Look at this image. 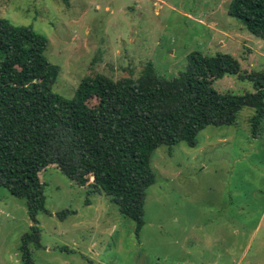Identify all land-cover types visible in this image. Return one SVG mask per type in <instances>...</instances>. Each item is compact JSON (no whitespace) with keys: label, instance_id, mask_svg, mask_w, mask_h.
I'll return each instance as SVG.
<instances>
[{"label":"rangeland","instance_id":"374dc122","mask_svg":"<svg viewBox=\"0 0 264 264\" xmlns=\"http://www.w3.org/2000/svg\"><path fill=\"white\" fill-rule=\"evenodd\" d=\"M231 0H0V19L48 40L60 68L53 92L71 99L81 80L102 74L137 79L146 64L171 79L188 58L233 56L241 72L264 71V40L227 15ZM215 91L241 95L253 84L226 76ZM243 108L233 126L206 127L197 145L156 149L155 183L144 225L120 215L61 172H41L45 208L36 217L41 248L33 264H264V134L252 139ZM73 212L64 218L58 215ZM32 225L23 201L0 188V264H22L21 238Z\"/></svg>","mask_w":264,"mask_h":264},{"label":"trees","instance_id":"16d2710c","mask_svg":"<svg viewBox=\"0 0 264 264\" xmlns=\"http://www.w3.org/2000/svg\"><path fill=\"white\" fill-rule=\"evenodd\" d=\"M227 15L264 40V0H231ZM47 46L31 28L0 19V188L24 202L32 223L21 238L22 264H33L30 245L41 248L36 217L48 214L44 170L56 169L88 193L107 197L134 223L138 238L146 194L155 183L156 149L179 143L194 148L199 132L233 126L243 108L254 110L252 139L264 134V71L243 73L231 55L192 53L186 70L171 79L149 63L137 79L96 74L66 99L53 92L60 68L47 60ZM226 76L251 82L253 92L215 91L214 82Z\"/></svg>","mask_w":264,"mask_h":264}]
</instances>
